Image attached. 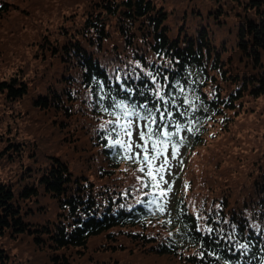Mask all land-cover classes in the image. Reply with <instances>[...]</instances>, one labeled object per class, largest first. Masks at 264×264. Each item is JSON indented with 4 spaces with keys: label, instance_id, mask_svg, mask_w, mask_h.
<instances>
[{
    "label": "trees",
    "instance_id": "1",
    "mask_svg": "<svg viewBox=\"0 0 264 264\" xmlns=\"http://www.w3.org/2000/svg\"><path fill=\"white\" fill-rule=\"evenodd\" d=\"M75 1L81 12L51 32L28 22L37 3L0 0V77L18 49L44 67L0 78V264H105L118 249L156 264H264V152L249 188L202 166L166 208L143 172L125 184L129 161L110 144L135 119L195 150L264 97V0ZM15 111L27 126L4 129Z\"/></svg>",
    "mask_w": 264,
    "mask_h": 264
},
{
    "label": "rangeland",
    "instance_id": "2",
    "mask_svg": "<svg viewBox=\"0 0 264 264\" xmlns=\"http://www.w3.org/2000/svg\"><path fill=\"white\" fill-rule=\"evenodd\" d=\"M30 1V3H32L33 5L37 3V6L33 9V15H31V17L28 16V22H32V24L36 26L47 28L51 32H53L54 30L56 32L62 30L60 28V25L62 24L68 26L70 24V14L78 15L82 9V2L79 1V3H76L75 0V2H72V5H68L67 0H50L52 3H50L49 0ZM156 1L160 2L163 0ZM63 2L64 4H62ZM177 2L180 3L181 0H177ZM211 2L212 0H204V5H211L212 10L214 7V3ZM58 4L60 5L57 6ZM47 7L50 8L46 9ZM71 11L73 12L70 13ZM104 17L106 18L108 29L111 33L115 34L117 18L111 14H105ZM77 18L78 16L76 17V19ZM240 18V15L237 14L236 19L239 20ZM25 53V50H15L11 54V61L9 62V64L2 62L3 64L1 66L3 67V73L1 72V74L3 75V77L0 78L6 79L11 74H13L14 71L19 70L20 68L21 74L24 75L25 73L26 76L30 77H32L36 69L43 70L44 67L42 68V65L38 64L40 63V61H35L30 58V54L35 53L34 56L36 60H39L40 58L42 59L43 56L41 52H29L28 54H26V58L30 55L26 59V62L24 60ZM23 60L25 63H23ZM44 63L45 61L42 62V64ZM55 67L56 65H52L51 68L48 67V69L49 71L53 72ZM25 101L27 102L26 99ZM19 104L23 106V103ZM242 107L243 109L241 110L240 114L233 115V122L231 123L228 130L226 129L225 131L224 129H217L215 127L210 129L211 134L207 135L205 137L203 145L196 148L195 150H186V148L182 144L172 141H166L167 147L163 148V154L156 160L154 165V167H158L163 163L165 159H167L168 161L167 166L161 173L164 177V180L163 182H160V187L157 188L158 193L161 189L167 190V196L160 197L161 200L164 201L163 205L166 208L171 207L173 198L175 196V191L177 192L176 187L178 186L179 182L182 183L184 181L185 184L186 181L190 179L191 184H189L188 186H184L189 187L191 185V188L193 189V181L197 182L198 178L196 173H199V175H201L200 172L202 171L200 169L202 168V166L204 172L209 171V173H213L214 170V173L218 175L221 174L223 175L222 177H227V175L231 173V175L227 177V179L231 181L230 183L232 185L237 184L238 186L242 185L246 188L250 187L252 180L249 177H253L258 172L259 165H261V163H258V159H256L257 153L264 152V136L262 135L264 132V97L245 100L243 101ZM22 113H24L23 115L25 116L29 115L24 111H22ZM8 115L10 119L9 122H7L6 120L2 122V126L4 129L7 128L11 130L13 126H16V124L18 126L24 124L25 126L26 122H28L22 117L23 115L20 114L17 116L16 111L11 112V115L6 112V116ZM129 120L132 121L131 143L133 145V149L132 152L125 154L126 156H134L136 153H140V159H142L144 153L140 148H136L135 145L144 144V141L140 140V133L142 131H147L143 122L137 123L135 119H128V121ZM178 135L181 139L185 137L184 130L180 131ZM122 136L123 141L129 142L128 136L123 134ZM153 141H157V139L148 141L147 144L149 155H151V147ZM173 146H175L177 149L175 158H173L171 154ZM157 147H162L159 142H157ZM237 155L242 160H240ZM217 160L218 162H216ZM128 161V163L122 165V169L120 172H124V175H126L127 177L125 184H129L132 187L133 185H135L134 183L139 182V180L137 179V177H139L137 168L141 167L142 165L134 163L131 159H128ZM239 161L242 162L238 164ZM215 166L217 167L215 168ZM145 171H147L146 168ZM225 173L228 174L225 176ZM200 178L201 180H204L203 176H201ZM219 183L220 181H217V184L215 185H218ZM208 185H210V183ZM221 188H225V185ZM124 252L126 251L123 249H118L111 255L99 256L101 258L104 257L103 262L105 264H134L135 262H139V264H156L155 262L152 263L148 260V255H126ZM159 261H161V259H158V262Z\"/></svg>",
    "mask_w": 264,
    "mask_h": 264
},
{
    "label": "snow or ice",
    "instance_id": "3",
    "mask_svg": "<svg viewBox=\"0 0 264 264\" xmlns=\"http://www.w3.org/2000/svg\"><path fill=\"white\" fill-rule=\"evenodd\" d=\"M157 95H159V93H157ZM161 99H163V97L161 96ZM117 107H123V105H117ZM105 111H107V109H104ZM159 111V110H157ZM126 116H133V115H137V113H135L134 111H125L124 113ZM153 113L152 112H148L147 115V119H149L150 123H155L154 119H151L153 117ZM172 113L168 112L167 109H165V111L160 112V119L163 121L165 119V117L169 118V123L171 122L170 118H171ZM131 126H132V121L129 120L127 123L123 124L120 126V131L123 135H126L129 137V142H125L121 139H111L110 138V144L111 146L115 147L116 145H120L123 147L125 153H130L132 152L133 149V145L131 143ZM101 127L103 128L104 126L101 125ZM180 125H177V132L180 129ZM113 131H115V129H113ZM171 133L167 132V131H154L151 127H147V132H141L140 133V140L144 141V144H136L135 147L136 148H140L141 151L144 153L142 156V159H140V153H136L134 156H126L123 158H127V159H131L133 160L134 163H138L141 164L142 166L137 168L138 172H143L144 175L146 177L149 178L150 182H151V186L153 188H159L160 187V182H163L164 177L161 174L164 170V168L167 166L168 161L167 159H165L163 161L162 164H160L158 167H154L156 160L163 154V148L167 147V142L160 140L159 138L161 136L164 137H168V139H171ZM153 136L157 137V141H153L152 143V147H151V155L148 154V141H151ZM157 142H159V144L162 146L161 148L157 147ZM176 152L177 149L175 146H173L172 148V157L175 158L176 156ZM145 168L147 169V171H145ZM137 179H141V177H137ZM148 185H143L142 187H147ZM170 190V188H169ZM167 196V190H163L161 189L159 191V197H165ZM159 210L163 211V205L159 206Z\"/></svg>",
    "mask_w": 264,
    "mask_h": 264
}]
</instances>
